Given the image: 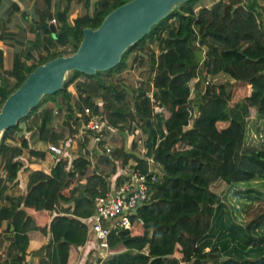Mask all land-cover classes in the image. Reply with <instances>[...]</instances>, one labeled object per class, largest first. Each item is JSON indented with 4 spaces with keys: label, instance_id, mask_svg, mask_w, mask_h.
<instances>
[{
    "label": "trees",
    "instance_id": "obj_1",
    "mask_svg": "<svg viewBox=\"0 0 264 264\" xmlns=\"http://www.w3.org/2000/svg\"><path fill=\"white\" fill-rule=\"evenodd\" d=\"M44 1L42 19L51 16V0ZM102 1L72 23L68 7L58 11L59 35H43L42 40L37 36L36 50L14 54L9 69L2 67L0 55V107L38 65L75 52L84 28H97L110 11L129 0ZM260 1L213 0L205 5L202 0H187L130 45L113 67L91 75L69 71L61 89L44 94L26 116L3 131L0 243L9 241V259L0 264H26L34 231L48 236L47 243L34 251L40 255L37 264H71L88 238L83 220L94 213L95 198L110 190L118 160L121 166L147 175L152 194L130 216V228L110 232L111 256L103 264H264L263 218L241 226L224 202L230 188L264 180V4ZM60 46L61 51L54 50ZM135 65L145 66L147 77L131 86L122 74ZM220 74L233 82H215ZM199 75L204 87L195 100L191 90L200 88ZM70 85L75 95L68 90ZM234 85L247 87L241 98L235 99ZM85 106L105 122L102 135L113 130L141 132L144 154L135 148L136 141L131 146L135 151L128 150L124 135L110 153L96 155L98 161L89 170L91 157L88 150L82 152L88 142L84 133L81 152L69 166L67 157H59L49 173L29 172L25 194L9 197V186L18 184L23 150L42 159L47 155L32 148L25 133L37 131L39 140L57 145L70 135L52 126L55 111L73 135L79 126L75 113ZM251 119L257 147L245 146ZM103 144L104 139L98 146ZM100 164H109V171ZM52 211L53 216L48 213Z\"/></svg>",
    "mask_w": 264,
    "mask_h": 264
},
{
    "label": "water",
    "instance_id": "obj_2",
    "mask_svg": "<svg viewBox=\"0 0 264 264\" xmlns=\"http://www.w3.org/2000/svg\"><path fill=\"white\" fill-rule=\"evenodd\" d=\"M187 0H129L110 11L97 28L86 27L75 52L38 65L0 107V140L3 131L26 116L44 94L63 87L69 71L86 74L105 71L120 61L123 52L150 32L153 25ZM107 0H103L102 4ZM57 37L53 23H43Z\"/></svg>",
    "mask_w": 264,
    "mask_h": 264
},
{
    "label": "crops",
    "instance_id": "obj_3",
    "mask_svg": "<svg viewBox=\"0 0 264 264\" xmlns=\"http://www.w3.org/2000/svg\"><path fill=\"white\" fill-rule=\"evenodd\" d=\"M207 1L209 3V0ZM38 2L39 4L37 7L36 5ZM95 2H97V0H51L49 9L51 16L42 19L40 12L42 11L41 6H46L44 0H0V55L3 60L2 67L9 69L12 65L14 54H23L27 48L29 50L33 49L37 36H40L41 40L43 35L46 37L52 36V32L49 29H44L42 25L45 22L48 24L53 23L57 31L59 25L56 18L58 11H62L65 7H68L67 18L68 22L72 23L78 16L91 11ZM53 19L55 22H52ZM44 31L48 33H45ZM35 50L36 49H33V51ZM71 93L73 94L72 91ZM52 126L57 130H64L66 133L68 132V128L63 122V117L53 118ZM73 135L75 136L76 133ZM124 135L128 138V134L124 133ZM25 137L28 139L29 145L32 148L46 151L47 155L42 159L36 156H30L26 149L23 150V153L18 157V160L22 163V168L18 171L16 178L18 184L17 186H9L7 190V195L9 197H19L25 194L29 172L41 170L45 173H49L51 168L59 159V157L52 151H48L49 142H44L38 139L37 131L26 132ZM131 138L129 137L127 139V143L125 144L126 148L127 144H130ZM70 142H72V139L69 141V146L72 150H76L74 157L71 158L72 160L81 152V148L75 141L72 143ZM89 142H87L85 147L82 149V152L88 150L90 157L96 158V160L93 161L94 164H96L98 158L96 156L93 157V154L98 155L100 152L97 153V151L89 149ZM131 146L132 144L130 145V148ZM94 147L97 148L96 146ZM71 160H69L68 166L71 164ZM100 167L104 169L106 165L100 164ZM128 171L127 167L124 166V171L121 174L125 177V175L129 173ZM116 173L120 174L119 172ZM111 176L113 177L114 174ZM4 203H7V201L4 200ZM48 213L53 216L56 212L52 211L51 213ZM2 227L3 225L0 226V232H3ZM30 234H32L33 238L30 239L28 244L25 263L37 264L39 263L40 255L35 254L34 251L38 250L42 245L47 243L48 236H44L38 231H34ZM99 256L100 251L98 250L97 241L93 235H89L87 241L82 246L78 247V256L71 262V264H94L97 262V259H99ZM110 256L111 252L108 253V256L105 259Z\"/></svg>",
    "mask_w": 264,
    "mask_h": 264
},
{
    "label": "built area",
    "instance_id": "obj_4",
    "mask_svg": "<svg viewBox=\"0 0 264 264\" xmlns=\"http://www.w3.org/2000/svg\"><path fill=\"white\" fill-rule=\"evenodd\" d=\"M52 22H55V20L53 19ZM203 55L204 53L202 52V56ZM191 96L193 97V88L191 90ZM97 104L101 106L102 102L98 100ZM55 114H57L56 111ZM75 115L79 124L76 134L80 137V141L82 142L84 140L83 132H89V134H86L87 137L90 139L93 138L95 146L100 148L98 143L105 139V136L102 135L101 132L105 126V122L87 106L83 107V110L76 111ZM193 115H197L195 110L193 111ZM91 132L93 134H91ZM138 135L139 132L137 130L134 136L138 139ZM69 141L70 138L67 137L57 145L49 144L48 149L58 157H65V147H69ZM103 148L107 154L112 151L106 144H103ZM141 150L144 154L145 148L142 147ZM101 152L102 150L100 148V153ZM146 159L149 163L152 162L151 158L147 157ZM127 169L129 173L125 175V177L121 174L122 172H119L120 174L116 173L110 178V190H108L105 195L95 198L94 213L83 220L87 226L88 236L93 235L95 237L98 250L100 251L99 259H97V262L94 264H103V261L108 256V238L110 232L122 228H130V216L136 211L137 206L147 200L152 194L150 185L147 181V175L137 170L130 169L128 165ZM120 177L121 181L117 182V179ZM154 179L155 177L153 176L152 180Z\"/></svg>",
    "mask_w": 264,
    "mask_h": 264
},
{
    "label": "rangeland",
    "instance_id": "obj_5",
    "mask_svg": "<svg viewBox=\"0 0 264 264\" xmlns=\"http://www.w3.org/2000/svg\"><path fill=\"white\" fill-rule=\"evenodd\" d=\"M213 0H209V3L207 0H202V3L205 5H209L212 3ZM262 4H264V0L260 1ZM63 49L62 46L54 49L57 51H61ZM135 53H133L129 58L128 61L130 62L133 58ZM200 60L202 61L201 53L199 55ZM147 77V68L145 66L141 65H135L133 68H128L126 69L125 72L122 74V79L126 81L127 84L131 86H136L140 80H144ZM218 79L215 80V82H230L232 79H230L227 75L220 74V76L217 77ZM199 79H202L200 83V88H194L193 89V99L197 100L198 97V91H201V89L204 87V79L203 75H199ZM198 80V79H197ZM233 82V81H231ZM242 87L235 86L234 85V97L235 99L241 98L247 91V87L245 85H241ZM68 90L72 91L73 94L75 95V88L73 85H70L68 87ZM195 112L197 110L195 109ZM63 113V112H62ZM55 117L61 118L62 114H56ZM251 121L248 123L249 130L247 132V137H246V142L245 146H250V147H257L258 144L256 142H253V136H254V129L251 127ZM89 134V132H83V134ZM91 134H93L91 132ZM67 135H70V139H72V142L75 141L76 144H79V147L81 148V141L80 137L76 134V136L72 135L69 130L67 132ZM74 136V137H73ZM105 139H104V144L109 146L111 150L115 148L117 145L121 143L122 140H124V132L121 133L117 130H113L111 133L107 132L105 133ZM131 138L130 144H127V148L130 151H135L133 148H130V145L133 143V141H136V146L135 148L138 150L139 149V154L142 155L143 151L141 150L142 147V141L144 135L140 133L138 135V139L134 134H129L128 138ZM127 137H125V144L127 143ZM140 140V141H138ZM90 141V142H89ZM70 142V143H72ZM88 146L89 149L92 151H97V153L100 152V148H95V142L93 138L88 137ZM102 152L105 153L104 148H101ZM76 153V150H72V148L69 146L65 147V157H67L69 160L74 157V154ZM96 154H93V157H95ZM92 163L91 166L89 167V170L92 169V167L96 164H94V160L96 158L91 157ZM117 172H123L124 171V166H121L120 160L115 162ZM127 167V166H125ZM110 165L106 167V171H109ZM151 168L154 169L159 173V168L157 165L154 163H151ZM105 169V168H104ZM112 177V176H111ZM224 202L226 207H230L231 209V214L232 218L235 223L245 226L248 222H250L253 219H259L260 217L263 218L262 220L264 221V180L258 179V180H253L250 181L249 183L246 184H239L236 185L230 190H228L225 194ZM225 217V214H223V218ZM1 233V232H0ZM8 246H9V241L4 240L2 243H0V262H3V260H8L9 259V254H8ZM29 261V260H28ZM27 261V262H28ZM8 264V263H6Z\"/></svg>",
    "mask_w": 264,
    "mask_h": 264
},
{
    "label": "flooded vegetation",
    "instance_id": "obj_6",
    "mask_svg": "<svg viewBox=\"0 0 264 264\" xmlns=\"http://www.w3.org/2000/svg\"><path fill=\"white\" fill-rule=\"evenodd\" d=\"M57 32V31H56Z\"/></svg>",
    "mask_w": 264,
    "mask_h": 264
}]
</instances>
